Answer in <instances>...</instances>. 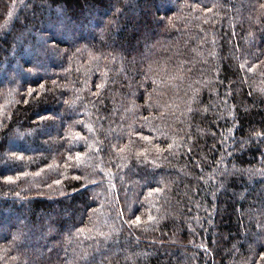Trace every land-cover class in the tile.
<instances>
[{
	"label": "trees",
	"instance_id": "1",
	"mask_svg": "<svg viewBox=\"0 0 264 264\" xmlns=\"http://www.w3.org/2000/svg\"><path fill=\"white\" fill-rule=\"evenodd\" d=\"M0 264H264V0H0Z\"/></svg>",
	"mask_w": 264,
	"mask_h": 264
},
{
	"label": "snow or ice",
	"instance_id": "2",
	"mask_svg": "<svg viewBox=\"0 0 264 264\" xmlns=\"http://www.w3.org/2000/svg\"><path fill=\"white\" fill-rule=\"evenodd\" d=\"M137 222H139V217H137Z\"/></svg>",
	"mask_w": 264,
	"mask_h": 264
}]
</instances>
